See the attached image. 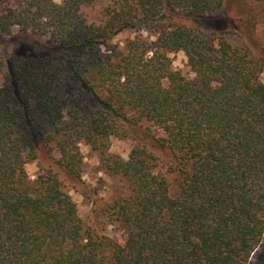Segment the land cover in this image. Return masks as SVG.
I'll use <instances>...</instances> for the list:
<instances>
[{"label":"trees","instance_id":"obj_1","mask_svg":"<svg viewBox=\"0 0 264 264\" xmlns=\"http://www.w3.org/2000/svg\"><path fill=\"white\" fill-rule=\"evenodd\" d=\"M225 1L0 0V264H253L264 246V54L176 21L217 17ZM127 30L155 38L103 50ZM178 51L192 77L173 66ZM40 117L69 176L83 177L84 142L127 184L104 208L120 239L86 224L57 170L29 175ZM113 137L133 141L128 158ZM158 148L181 176L176 195Z\"/></svg>","mask_w":264,"mask_h":264},{"label":"rangeland","instance_id":"obj_2","mask_svg":"<svg viewBox=\"0 0 264 264\" xmlns=\"http://www.w3.org/2000/svg\"><path fill=\"white\" fill-rule=\"evenodd\" d=\"M62 1V0H57ZM178 23L200 28L205 32L223 31L229 40L235 44H246L256 57L264 54V0H226L222 13L213 18H188L176 17ZM142 35L147 39H154V35L148 31L138 32L127 30L116 35L111 45H106L103 50L106 53L125 50L129 39L136 35ZM4 41V40H3ZM0 48L4 49L0 40ZM173 66L181 70L185 75L192 77L193 72L188 65V58L184 51L172 52ZM264 79V74H262ZM61 87L59 90L65 95L72 93L69 78L65 75L60 77ZM20 86L23 84L20 82ZM91 102V100H89ZM46 120L40 117L36 121L32 132V140L36 149L37 157L31 160L26 169L32 178H35L40 168L51 167L60 174L65 189L80 205L81 214L87 225H92L99 233L108 235L113 239H120L123 228L116 225L106 217L104 208L107 203L115 199L122 191H127V184L119 177H114L101 169L99 160L91 147L82 142L81 151L84 155L85 172L80 179L69 176L59 168L51 158L44 144L42 133ZM133 141L130 139L112 138L111 151L115 154L128 158ZM160 157L161 165L171 181V194L179 192L180 174L170 169L173 161L172 153L165 149H156ZM253 264H264V246L258 249L253 257Z\"/></svg>","mask_w":264,"mask_h":264}]
</instances>
